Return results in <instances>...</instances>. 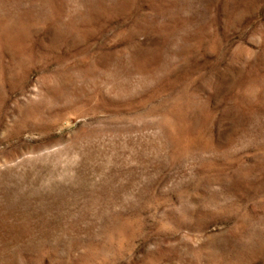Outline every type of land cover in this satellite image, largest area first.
<instances>
[{
    "label": "rangeland",
    "instance_id": "obj_1",
    "mask_svg": "<svg viewBox=\"0 0 264 264\" xmlns=\"http://www.w3.org/2000/svg\"><path fill=\"white\" fill-rule=\"evenodd\" d=\"M0 264H264V0H0Z\"/></svg>",
    "mask_w": 264,
    "mask_h": 264
}]
</instances>
